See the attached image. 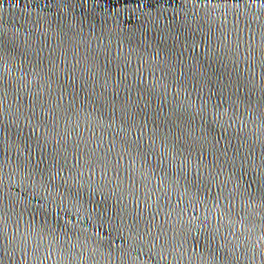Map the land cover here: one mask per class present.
Instances as JSON below:
<instances>
[{"label": "water", "instance_id": "water-1", "mask_svg": "<svg viewBox=\"0 0 264 264\" xmlns=\"http://www.w3.org/2000/svg\"><path fill=\"white\" fill-rule=\"evenodd\" d=\"M0 264H264V0H0Z\"/></svg>", "mask_w": 264, "mask_h": 264}]
</instances>
